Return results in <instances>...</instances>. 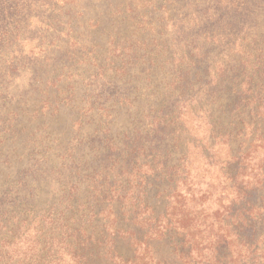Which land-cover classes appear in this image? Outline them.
Returning a JSON list of instances; mask_svg holds the SVG:
<instances>
[{
	"label": "trees",
	"instance_id": "1",
	"mask_svg": "<svg viewBox=\"0 0 264 264\" xmlns=\"http://www.w3.org/2000/svg\"><path fill=\"white\" fill-rule=\"evenodd\" d=\"M39 1L44 5L47 3V7L51 5L52 10L57 7L54 0H37L35 4ZM58 1L63 2L64 6L61 7L60 15L56 18L57 22H48L47 19L48 30L58 33L59 27L64 25L62 31L69 30V33L75 34L82 32V29L88 32L91 26L90 32H93V36L88 34L89 36L75 37L66 34L68 42H66L65 55L48 60L50 64L47 68H53L54 64L60 63L65 64L63 68L71 67L68 64L70 62H75L74 66L84 64L89 68H96L101 72L95 71V76L104 79L101 89H98L101 92L99 103L114 107L122 104L124 101L122 99H125L128 106L135 108L134 98L123 93L118 97L117 92L113 90L117 86L127 89L134 82L131 77L134 70L130 66L133 58L116 67L115 55L120 52L116 57L119 58L123 55L122 52L136 53L134 51L136 45L133 44L132 39L122 42L121 47L119 43H115V40H111L115 55L98 53L97 49H100V46L96 43V37L99 35L101 37L106 31L103 21L99 20L98 16L96 19L90 18L91 13H96L98 10V14L103 16L112 12L119 13L122 10L126 14L128 9L121 8L122 0ZM205 1H208L209 5L215 4V0ZM21 2L22 0H0V53L2 55V51H7L8 54L4 55L8 56V60H4V63L6 66L10 64L12 71V73H4V67H0L2 76L3 74L10 76L20 69L32 71V76H39L44 72L39 70L40 65L37 64H35L36 69L30 68L34 66V62L18 66V62L15 61L16 57L22 58L21 51L18 52L19 44L29 39L23 26L29 17V12L24 9L25 6ZM71 4L84 11L77 13ZM234 9L235 16L240 17L236 21L241 25L239 35H242V38L238 36L237 39H240L239 48L242 54L239 63L242 67H229L226 62H219L223 69L220 77L222 80L215 84L209 81L205 94L210 98L207 103L209 112L212 111L210 105H217V109L222 110L221 114H233L242 109L247 112L245 118L240 120L242 127L240 125L232 132H223L220 128L216 129L213 124L212 135L217 139L230 138L232 135L241 136L244 141L242 145H247V140L250 142L247 148L237 154L231 156L230 152L228 160L221 164L222 185L215 188L211 183L194 182L195 178L191 177V169L188 167L189 161L186 157L180 160V164L173 166L163 160L164 157L169 158L171 154L168 149L160 148L161 143L164 142L162 141L164 137L161 135L169 131L173 134L179 131V127L175 128L179 116L176 117V112L170 111L169 107L164 111L161 110V116L158 114L151 117L150 129L146 136L143 129L136 130L138 136L134 139L129 136L130 132L124 131L122 134L127 141L124 146L116 142L117 139L123 140L120 134H115L116 122L114 124L110 122L107 128H103L104 136L98 139L99 145L91 144H94V148L79 141L73 146L67 144L68 148L62 157L66 159L68 168L76 172L67 176L69 187L64 189L62 185L60 189L61 205L57 211L47 215V221L50 223V226H47V246L43 248L38 241L44 254L37 260H31L30 264H60L64 255L69 256L71 264H264V238L262 240L264 232H261L264 228H259L260 225L264 226V203L257 204L251 199L255 192L264 190V0H250V2L238 0ZM86 11H88L87 15ZM212 12L213 9L208 7L204 14L208 15ZM218 23L220 21L215 20L211 26L216 27ZM175 26L177 25H174V28ZM203 26L204 20L194 24V37L188 44L191 55L184 53L179 63L186 62L193 56L192 54L201 51L203 44L210 38V41H213L217 35L218 37L225 35L214 30L207 36ZM52 36L50 34V38ZM116 39L120 41L119 37ZM200 40L202 43H198ZM136 44H141V41H136ZM52 45L54 46V42L50 43V47ZM162 49L164 52L168 51L167 47ZM17 52L19 56L16 55ZM164 57L166 56H162ZM122 60L125 61L124 58ZM123 65L125 67H122ZM155 66L153 63V66L151 64L149 67L151 79L153 71H159L158 66ZM175 70L174 64L170 68H161V72L167 74H172ZM228 70L235 73L233 79ZM106 71L112 72V79H107ZM145 71L147 70L141 69L140 72ZM119 73L121 76L118 75ZM150 75L147 74L148 78ZM240 77L243 79L242 85L236 83L232 88H227L230 82L237 81ZM182 78L179 76L176 83L170 82V84L180 88ZM72 88V93L78 95L81 92L84 94L83 97L88 89L86 85L81 86L76 81ZM235 92L238 93L236 100L231 99ZM106 93V98H100ZM188 101L185 97L181 98L177 105ZM69 102L70 105L67 107L71 110L67 111L58 106L57 111H52L48 117L57 120L64 115H72L80 106L76 105L74 99H70ZM18 104L22 105L24 101ZM93 108L89 112L94 111ZM109 108L111 107H103L105 112H109ZM207 108L205 106L199 109L206 111ZM44 109L42 108L37 116L30 118L28 122L35 124L39 120H47ZM26 116L25 111H21L14 118L7 121L0 120V173L3 172L1 166L9 163L11 153L15 158L19 157L16 151L9 147L15 143L14 140L17 141V138L22 137L23 130H27L24 127L19 130L20 120ZM89 116L92 117L88 122L89 129L95 126L94 123L102 121L99 118L96 122L94 115ZM77 119L73 122V126L77 125L80 130L88 129L84 122ZM6 123H9L8 127ZM249 128L252 131L247 133ZM44 139L32 147L34 152L47 141V137ZM172 140L174 139L170 141ZM254 146L255 150H261L263 156L260 165L257 164V167L252 168L250 164H255L258 159L251 154ZM91 150L95 152L92 156H90ZM142 155L146 157L153 155V160L143 162L140 158ZM26 156L28 159L24 163L20 157L16 160V168L7 174L4 184H0V225L2 222H15L20 216L17 214L13 216V210L11 212L10 208L28 206L29 202L35 199L34 189L40 180L47 181V163H43L36 156L30 154ZM233 162L236 167H233ZM209 166L212 167L213 164L209 163ZM99 167L102 169H98ZM145 167H148L152 173H156L157 169L161 168L159 171L164 176L163 182L168 184V190H158V185L148 184L150 179L147 178L148 172L143 171ZM51 173L57 174V171ZM81 176L89 179L87 186L79 185L78 182H82ZM75 177L78 180L74 181ZM9 187L16 188L9 192ZM152 187L154 189H149ZM164 195L169 200L165 211L158 216L155 212L152 213L154 216H148L147 211L153 209L148 199L165 198ZM11 196L12 201L9 200ZM263 199L262 197L261 200ZM8 204L11 206H7ZM99 216L108 218L107 220L110 216H114L113 222L106 221L100 230H97L93 222ZM127 216H130L129 220ZM139 219L148 226L142 225L140 229L124 226L127 221L138 223ZM3 228L10 231L8 226ZM3 228L0 227V235L4 234ZM36 230L38 232L39 229L36 227ZM121 239L125 240V243H122ZM13 245L14 243L12 244L7 237L0 239V264H27L15 258L10 252ZM156 245L166 246L169 256L157 255Z\"/></svg>",
	"mask_w": 264,
	"mask_h": 264
},
{
	"label": "rangeland",
	"instance_id": "2",
	"mask_svg": "<svg viewBox=\"0 0 264 264\" xmlns=\"http://www.w3.org/2000/svg\"><path fill=\"white\" fill-rule=\"evenodd\" d=\"M36 1L22 0L21 2L25 6L24 9L29 12V17L23 25L24 32L29 39L19 44L18 52L21 51L22 58L16 57L15 61L18 62V66L28 63L33 64L34 62V66L30 68L36 69L35 64H37L40 65L39 70H44V72L40 73L39 76H32V71L20 69L10 76L0 75V120L7 121L16 117L21 111H25L27 115L26 118L20 120L19 125V130L23 127L27 130H23L22 137L17 138V141L14 140L15 143L9 148L16 151L18 156L22 158L23 163L28 159L27 154L36 156L43 163H47V181L40 180L34 189L35 199H32L26 207L10 208L11 212L13 210V216L17 214L20 217L15 219V222H2L0 225L1 228L8 226L10 230L3 228L4 234L0 235V239L4 237L10 239L12 244L14 243L10 252L15 258L27 264H30L31 260H37L44 254L41 251L42 247L47 246V226H50L47 215L57 211V208L61 205L59 198L62 192H60V189L62 185L64 189L69 187L67 176L76 172V170L73 172L68 168L66 159L62 157L68 148L67 144L73 146L79 141L86 143V145L90 144L91 148H94V144L99 145L98 139L104 136L102 133L103 128H107L110 122H113L112 124L116 122V126H114L115 134H120L123 140H115L121 146H124L127 142L124 134H122L124 131L130 132L129 136L134 139L138 136L136 130L143 129V132H146L144 136H146L150 129L151 117L158 114L161 116V110L164 111L166 107H169L170 111L176 112V117L179 116L178 125L175 127H179V133L173 134L169 131L161 135L164 137L162 140L164 142L161 143L160 148L168 149L171 154L169 158L164 157L163 160L173 166L180 164V160L186 157L189 161L188 167L191 169V177L195 178L194 182L211 183L212 187L218 188L221 184V175L223 176L221 164L228 160L230 152L233 156L240 150L247 148L250 142L247 140V145H242L244 141L241 136L235 137L232 135L230 138L217 139L212 135L213 124H215L216 129L220 128L223 132H232L238 126L240 127V120L245 118L247 112L242 109L233 114H221L222 110L217 109V105H210L212 111L209 112L207 103L210 98L205 94L209 81L215 84L222 80L220 77L223 74V69L219 62H226L229 67L237 68L241 66L239 63L242 54L239 48L240 39H237L238 36L242 38V35H239L241 25L236 21L240 17L235 16L236 11L234 9L238 0H222V2L215 0V4L211 5L207 4L208 1L205 0H122L120 2L121 8L127 7L128 9L126 14L122 9V12H112V14L104 16L98 14L99 10L96 13H91V19H96L98 16V19L103 21V27L106 31L101 37L100 35L96 37V43L100 46V49H97L98 53L104 55L114 53V48L110 43L111 40H115L116 44L119 43L120 47L121 43L127 42L128 39H132L133 44L136 45L134 48L136 53L122 52L123 55L119 58L116 57L120 55V52H117L116 55L114 53L117 62L116 67L122 65L129 58H133L130 66L134 70L131 76L134 82L127 89L117 86L113 90L117 92L118 97L123 93L134 98L136 101L135 108L128 106L129 104L125 103V99H122L124 100L122 104L114 107L109 106L110 104L103 105L104 103H99L98 98L101 92L98 89H101L104 79L95 76V71L101 72L96 68L92 69L84 64H75L74 66L75 62L68 63L71 67H67L69 66L67 65V68L64 67L65 69L63 68L64 63L54 64L53 68H47L50 64L48 60L65 55L66 42H68L66 34L75 37L77 35L87 36L88 34L93 36V32H90L92 30L91 26H89L88 32L84 29H82V32H76L75 34L69 33V30L64 32L62 31L65 28L64 25L59 27L58 33L49 31L47 19L48 22H57L56 18L59 17L64 3L54 0L57 7L52 10L51 5L47 7V3L44 5L40 1L35 4ZM244 1L250 2V0ZM71 6L76 9L77 13L84 11L73 4ZM103 7L105 8L104 5ZM208 7H211L214 12L205 15L204 12L207 11ZM111 9H114V7H111ZM87 14L88 11H86ZM202 20H204L203 27H205L204 32L206 35L214 30H217L218 33L223 32L225 35L222 37L217 35L213 41H210V38L209 41L203 44L201 51L192 54L193 56L188 58L186 62L179 63L178 61L184 53L188 56L191 55L189 54L191 51L188 44L192 42L194 37V24ZM215 20L220 21V23L213 27L211 23ZM174 25L177 26L174 28ZM50 34L53 35L51 38ZM210 36L213 35L210 34ZM117 37L120 38V41H117ZM204 38L206 39V37ZM138 40L141 41V44H136ZM51 42H54V46L50 47ZM198 43H202V40ZM163 47H167L168 51H162ZM232 48H235L234 51L231 50ZM70 50L72 51V49ZM18 52L16 55H18ZM4 54H8L6 50L2 51V55L0 53V63H2L0 67H4V73H12L10 64L6 66V63H4V60H8V56L6 57ZM162 56L166 57L162 58ZM123 58L125 61L122 60ZM153 63L158 66L159 71H153L154 74L151 79L149 67H151V64L153 66ZM173 64L175 65V72L172 74L161 72L162 67L170 68ZM122 67H125V65ZM141 69L147 71L141 73ZM228 71L233 79L235 73L231 70ZM106 74L107 79H112V72L106 71ZM147 74L150 75L149 78ZM118 75L121 76L120 73ZM179 76L183 77L180 88L172 84L177 82L176 79H179ZM218 78L220 79L218 80ZM242 80V77H240L237 81L230 82L227 88H232L233 84L236 83L240 85ZM75 81L81 86H87L88 89L84 97L81 92L78 95L72 93V86ZM170 82L172 83L170 84ZM237 95L238 93L235 92L231 99L235 98L236 100ZM106 97L107 93L100 98L104 99ZM184 97L189 101L177 105V102ZM70 99H74L76 105L80 106L73 111L72 115H64L63 118L57 119L58 121L48 117L52 114V111H57L58 106L67 111L71 110L70 107H67L70 105ZM95 99L98 100L94 102ZM20 101H24V104H18ZM19 105L21 106L19 107ZM205 106L206 111H200L199 108ZM92 107H94V111L89 112ZM103 107L111 108H109V112H105ZM42 108H45L44 114L47 115V120H39L35 124L28 122L30 118L37 116ZM240 112L245 114H239ZM89 115H94L93 118L96 122L99 118L102 121H98L97 124L94 123L95 126L89 129L88 122L92 118ZM76 119L84 122L88 129L80 130L77 125L73 126ZM32 122H35V120H32ZM8 124L6 123L7 127ZM250 130L249 128L247 133L252 131ZM73 132L74 134H72ZM45 137H47V141L40 145L35 153L32 147L44 141ZM171 139L174 140L170 141ZM92 143L94 144L91 145ZM5 153L6 151L3 154ZM94 154L95 152L91 150L90 156ZM251 154L258 158L255 164H250V167L255 168L257 164L260 165L263 154L260 149L255 150V146L252 148ZM237 156L240 157V155ZM19 157L15 158L11 153L9 163H4L1 166L3 172L0 173V184H4L7 174H10L13 168H16V160ZM140 158L143 162L152 161L153 155L150 157L142 155ZM209 163H212L213 166L210 167ZM234 163L233 167H236ZM98 169L101 170L102 167ZM159 170L161 168L157 169L156 173H152L148 167L143 169L144 172H148L147 178L150 179L148 184L158 185V190H168V184L163 182L164 176ZM52 171H57V174H52ZM80 178L82 179V182H78L80 186L84 187L89 184V179H84L82 176ZM75 180H78V178L75 177ZM31 184L32 182L28 187ZM15 188L9 187V192H12ZM149 189H154V187ZM262 197L264 198V190L260 189L252 195L251 199L257 204H263L264 199L261 200ZM12 199V196L9 197L10 201ZM148 200L153 207V209L147 211L148 216H154V214L152 215L153 212L158 216L165 211L169 203L166 197L156 199L150 197ZM7 206L11 205L8 204ZM28 207L30 208L29 211ZM70 212L68 213L71 215ZM113 217H109L112 222ZM129 217L127 216L128 220ZM107 219L99 216L94 219L93 225L96 226L97 230H100L103 224L109 221ZM124 224L126 228L132 229H140L142 225L148 226L141 219L138 220V223L127 221ZM36 227L39 229L38 232L35 231ZM261 227L264 228L260 225L259 228L261 229ZM261 232H264V230L262 229ZM261 232L259 231L258 234ZM38 241H40L42 247L38 244ZM120 241L125 243V240L121 239ZM156 247L157 255L169 256V254L167 255L169 250L165 248L166 246L156 245ZM45 253L47 254V249ZM62 259L60 264H71L69 256L64 255Z\"/></svg>",
	"mask_w": 264,
	"mask_h": 264
}]
</instances>
